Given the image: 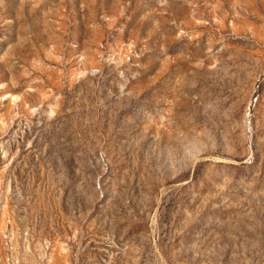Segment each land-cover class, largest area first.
<instances>
[{
	"label": "rangeland",
	"instance_id": "obj_1",
	"mask_svg": "<svg viewBox=\"0 0 264 264\" xmlns=\"http://www.w3.org/2000/svg\"><path fill=\"white\" fill-rule=\"evenodd\" d=\"M0 264H264V0H0Z\"/></svg>",
	"mask_w": 264,
	"mask_h": 264
}]
</instances>
